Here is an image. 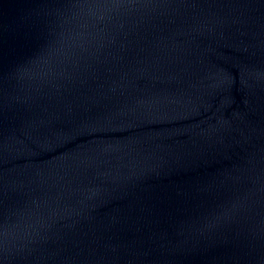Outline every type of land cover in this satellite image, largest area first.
<instances>
[{"label":"water","instance_id":"obj_1","mask_svg":"<svg viewBox=\"0 0 264 264\" xmlns=\"http://www.w3.org/2000/svg\"><path fill=\"white\" fill-rule=\"evenodd\" d=\"M0 264H264V0H0Z\"/></svg>","mask_w":264,"mask_h":264}]
</instances>
